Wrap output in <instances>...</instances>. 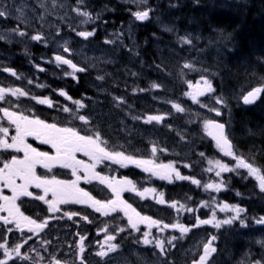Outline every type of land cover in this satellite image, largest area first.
Wrapping results in <instances>:
<instances>
[{"label":"rangeland","instance_id":"374dc122","mask_svg":"<svg viewBox=\"0 0 264 264\" xmlns=\"http://www.w3.org/2000/svg\"><path fill=\"white\" fill-rule=\"evenodd\" d=\"M87 1L91 0H1L0 6L2 7H0V10H6L11 15L7 16L6 18H0V21L8 19L13 20L15 21V23L23 26L26 30L31 27L40 29L49 28L55 20H59L62 22H72L79 27L77 29L78 31L75 32V36L78 38V40L75 38H67L62 41V45L70 49V51L72 52V59L78 65L92 70L97 75L96 78L98 81H100L98 77H103L111 81L117 80V82H123V80L128 81L134 78L141 77V75L143 74L141 64L138 65L132 62L133 66L135 67L136 75L128 72V68H131L129 65L131 60L128 59V55L132 51L129 49V47H137L136 37L133 29H128L125 32H123L122 30L115 32L108 36L106 39L100 41L95 40V35H92L87 39L77 35V33L81 31H92L95 34L97 30L95 28V25H97V23L103 17V15L94 16V14L90 13L91 19H88L84 16L78 15L75 9L85 11L81 6ZM114 1H117L123 5H129L133 7L135 11L145 10V7H148V5L151 3V0H146V3L143 4L140 3V0ZM208 8L213 9L215 7L212 3H210L208 5ZM21 10L23 11L22 17L20 16ZM103 12L108 13L109 8L103 9ZM172 18H174L172 12L169 11L166 13H162V15L157 18V25L159 30L161 29L163 32H166L169 35H175L176 20H173ZM0 37H2L0 38V40L3 46L5 44H8L9 41H13V44L18 46L21 43V39H24V36H20L18 33L14 32H0ZM34 43L36 44V40L32 39L31 42L28 40L26 42V45L23 46L21 54L26 55L28 51L32 50V45H34ZM59 45L60 44L53 45L50 48L53 50ZM157 49L160 51V48L158 46ZM119 52L120 55L125 58H121L120 56H118L117 53ZM169 53L173 54L172 49L170 48ZM163 54L166 55V52L163 51ZM7 57H14L13 51L9 49V46L4 47L0 50V61L9 60ZM120 64H122V67L119 70ZM36 66L38 65H35L34 69H36ZM199 69L200 70L194 69L193 65H191L190 68H187L190 75L195 76V80L192 85L196 86L199 82V85L203 87L204 82L202 80V77L209 80L212 84L209 75L207 74L206 70H204L205 68L203 63H200ZM98 81H96V83H99ZM97 87V85L94 86L96 90L98 89ZM195 90V87H189L188 85L186 87L187 93L183 99H173L160 96V87H151L147 90L145 89L143 94L138 98L139 102H141L140 104H136L126 109L125 111L117 110L110 104L105 103H102V105H99V107L97 104L91 103L92 105L88 108H86L85 106L83 108H78L77 105L71 100L66 99L62 96L60 97H62L61 101L65 103L66 107L70 106L73 111L76 112L74 115L64 112V115L67 118V125L70 124V121H68L70 117H75V124H77V122H79V124L81 125H88L90 123H93L97 126L96 128H93V133L97 131L99 132L100 129L103 133V135L101 136L107 142V146L110 150L123 151L126 155H132L137 159L152 160L154 161L155 165H172V167L179 173L182 172L181 170H184L185 174H187L186 172H189L190 170V168H188L187 166H182V169H180V165L175 161L169 163L163 161L162 158H167L166 156L169 157L171 155V151L177 150V148H182V151L193 148L195 146L194 138L200 140L207 139L205 121L216 120L217 117L223 118V116H225L226 118L224 119V121L228 123L229 114L227 112H224L225 106L228 104H232V102L236 105L240 104V102H242L243 96L245 95L244 89H238L228 93L225 92L220 95H218L216 91H214L213 93H206L204 96L198 97L201 102L198 104L194 103L191 99V96L189 95V93H194ZM101 91H103V89ZM217 97L223 99V105L216 103ZM174 104H179L184 109V111H176V109L173 107ZM210 108H216L222 114L217 116L215 112L209 110ZM110 110H113L114 112H111ZM115 112L118 113L119 116L115 115ZM0 115H3V113H0ZM79 115H84L87 118L88 123L85 124L83 121L79 120ZM149 115H160L163 117V120L159 123H146L145 120ZM124 119L126 124L124 123ZM177 119H181V121H177ZM2 120L4 122H7L4 119ZM89 131L91 132L92 129H89ZM229 139H231L230 136ZM187 142H189V145L187 144ZM145 145H147V147H145ZM153 146H155L157 149L155 154L152 153ZM159 154L160 162H158ZM106 164L108 168L106 172H109L112 169H115L118 172L119 169L128 167L137 168L142 170L143 172H147L143 170V166L137 167L136 165L130 163H128L126 167L121 166L120 164L113 163L112 161H107ZM111 165H115V167L109 169ZM213 168L218 169L215 166ZM213 168L212 171L208 170V172H213ZM225 173L228 172H222L221 175ZM219 177H217L216 174L213 175V178L215 179H218ZM106 178H108L109 180L112 177L108 174ZM253 178L259 185L258 180L255 177ZM192 180H178L175 178V174H173L171 181H169L168 179H161L159 174H154L151 177L147 174L148 182L150 181L152 183H160L165 185H173L174 183L182 184L188 181L192 182ZM141 186L142 190L146 188L154 189L155 187L153 185H149L145 181H142ZM206 191V195H215L216 193L215 189H208ZM219 191H225V188L221 187ZM155 192L160 194V199L161 194H163V199L165 201V203L163 204H156L160 207L171 209L170 214L172 215V218L170 216L168 222L161 223L159 226H149L148 223V231L145 233H148L147 239H149L151 243L145 245L143 241L140 240V248L143 247L145 251H149L151 255L149 258L143 259L142 264H166L163 258L167 254H169L172 249H176V251H178L179 253L181 252V256L179 258V262L181 264H193V261L198 260L199 256L203 254V245L207 243L208 235L209 237L215 236L214 232H218L223 227H234L235 223L239 221L236 220L231 225H222V227L219 229L213 227L212 224L193 227V225L197 224V217H199V219H211L212 213L215 212L216 218L219 220H223L234 215V213L230 211L221 212L219 210V206L227 203H225L224 201H217L215 199L211 200L210 202H204L202 200L199 202V205H196L195 207H189L184 204L175 203L176 207L174 208L172 207L173 203H170L166 199L165 193L161 190L159 191L158 189H155V191L146 192L144 196H147V199H153V194ZM206 195L204 197H206ZM136 200L138 202L141 201L137 198ZM145 200L146 199H143V202H145ZM180 205H184V207L181 208ZM188 209H193V211H188ZM244 211L241 213L242 218L244 215ZM187 220H192V224H187ZM177 223L183 224L185 227L190 228V231L181 237V233L178 229H174L171 227L163 228L164 224L172 225ZM255 226H264V224H256ZM239 227L241 229L244 228V226L241 225H239ZM173 236H176L178 238L173 241L174 246L167 243V241L170 240ZM156 240L165 241V249H167L166 255H161L160 249L155 247ZM215 241L217 242V240ZM215 243H213V245ZM101 244H104L107 247L111 245L110 240L106 238H103L101 240L99 245ZM246 256V253H244L240 256V260ZM138 260L140 261V259ZM238 260L239 259H237L236 261ZM248 262L249 261L242 260L235 262L234 264H248Z\"/></svg>","mask_w":264,"mask_h":264},{"label":"trees","instance_id":"16d2710c","mask_svg":"<svg viewBox=\"0 0 264 264\" xmlns=\"http://www.w3.org/2000/svg\"><path fill=\"white\" fill-rule=\"evenodd\" d=\"M107 3L112 12L105 13L101 23L97 28L95 27L97 29L94 34L95 40H104L121 30L125 32L132 25L141 48L138 56H141L147 63L149 73L160 74V89L163 93L173 97L184 95L187 84L193 82L194 79L184 77L187 73L184 65L191 60L195 61L196 65H198L197 61H203L204 68L208 71L218 93H228L238 89L249 92L256 87H264V0H151L147 8L150 9L149 18L137 23L133 15L135 11L131 8L112 1ZM210 3L215 8H208ZM101 6L103 4L88 3L84 8L94 13ZM169 11L174 15L172 19L176 20V33L173 36H168L159 30L156 23L157 17ZM11 26H13L12 22L3 25L5 28ZM26 33L28 34L27 39L24 38L21 47H14V45L9 47L16 59L13 67L21 70L19 73L21 75L30 73L29 68H25L28 62L24 58L36 57L41 51L38 48L32 54L29 51L26 55L21 54L23 46L33 36L31 31H26ZM68 33L71 35V29ZM190 33L203 35L206 44H200L191 39L190 44L184 43L182 38L188 37ZM169 48L172 49L173 54L169 53ZM43 82L46 85L50 84L49 82L54 83L53 80ZM83 84L82 80L78 82L68 80L67 86L61 87L58 84L57 89H67L74 101L82 97H91L92 93ZM49 87L52 88L50 85ZM27 91L32 96L33 92L28 89ZM50 98L57 103L55 96H50ZM26 100L30 102L22 103V109L24 113L30 114L24 109L32 105L31 99L26 97ZM226 110L229 113L228 127L233 132L232 139L236 145V151L254 166L264 170V93L250 106L230 104ZM42 112L47 116L50 114L47 111ZM36 114L41 115V112L36 111ZM202 147L204 149L199 148L193 150L192 153L196 156L208 152L212 157L214 156L215 150L212 146L208 145L206 148L203 145ZM164 159L165 162L168 161V158ZM199 160L192 158L186 161L199 164ZM229 165L232 164L229 162ZM212 173H215V170ZM240 174L237 177L234 171L221 176L223 185L228 189V192L223 193L221 198L228 203L235 202L243 208L246 218L244 221L247 225L245 231L256 233V231H250L249 228L253 225L254 219L264 217V193L245 173ZM199 181L202 189H195L197 191L190 190L186 186L171 191L167 186L160 185V189L167 190L170 199L192 200L194 205L207 194V191L203 190V185H206L208 181L203 177ZM202 200L208 201L209 197H204ZM230 233L233 232H227L224 236ZM243 233L240 232L238 233L240 236L225 239L222 237V241L217 245V257L213 264H232L236 253L240 254L248 249V243L251 240H243L244 236H248L247 233ZM167 259L171 263L176 262V257L171 255H167Z\"/></svg>","mask_w":264,"mask_h":264},{"label":"snow or ice","instance_id":"6c2138e0","mask_svg":"<svg viewBox=\"0 0 264 264\" xmlns=\"http://www.w3.org/2000/svg\"><path fill=\"white\" fill-rule=\"evenodd\" d=\"M140 3H146V0H140ZM2 7V6H0ZM78 15L84 16L88 19H91L90 13L86 11H81L80 9H75ZM11 15L6 10H0V18H6ZM134 17L138 21H145L149 18L150 9L138 10L133 13ZM20 16H23V11H20ZM19 18V17H18ZM86 22V21H85ZM14 33H18L20 36H25L26 33L21 31L19 28L13 29ZM77 35L87 39L88 37L94 35L92 31H81ZM2 38V37H0ZM31 39L40 41L42 37L40 35H34ZM184 43H191L189 39L182 38ZM63 51L69 53L70 49L64 47ZM55 61L57 66L66 65L72 69L73 79H75V73L86 71L85 68L79 67L71 59L65 58L62 55H56ZM184 67L190 68L191 65L185 64ZM9 71L13 76L17 74L11 69H4ZM43 71L44 69H40ZM19 78V77H17ZM98 79H103V77H98ZM203 87L199 85V82L196 86H193L189 83V87H195L194 93H189L191 99L194 103H201L198 97L204 96L206 93H213L215 90L212 87V84L209 80L202 77ZM32 83V81H28ZM153 88H159L160 85L153 84ZM142 91V90H141ZM264 93V87H256L249 91L246 95L243 96V102L245 104H253L260 95ZM59 95L67 97L71 100L72 98L67 96V93L60 91ZM9 97H15L19 100L21 97H29L32 100H35L36 103L40 105H47L48 107H53V101L47 97L41 98L38 96H30L29 92L19 88V87H0V102L9 104V107H0V113H3V119L7 123L14 127L15 134L9 136V127L3 126L0 123V150L8 151L12 150L13 152L20 154L12 155L8 160H0V213H7V215H0V221L3 222L5 226L6 233H12L15 230H19L22 234V243H16L12 246H9L7 236L0 237L3 239V243H0V249L3 250L4 259H0V264H9L11 261L12 264H15V260H29L31 257L27 253H22L21 249L32 239V235H25L24 230H27V233L34 234L39 236V234L47 227L48 220L44 219L38 221L29 216L24 215L20 210V206L17 204V201L21 197H31L36 200L43 201L48 205V211L55 213L61 211L59 205L76 203V204H87L94 209L96 213H100L104 216H108L111 213H116L118 211H123L128 217V223L131 225L132 229L139 231L138 224L148 222L149 226H159L162 222L152 219L148 216H142L139 212L132 207L131 204L127 203L121 198V193L125 191L136 192L137 195L143 197L146 192L155 191V189H144L143 191H137L136 186L129 179H123L118 181L108 180V178L100 176L98 172H95V168L98 164L105 161H112L113 163L120 164L121 166H127L128 163L134 164L137 167L144 166V171L153 172V174H159L161 179H168L171 181L173 174L178 180L189 179L188 177L181 176L178 171H176L172 165H155L154 161L147 159H137L132 155H126L123 151H114L110 150L107 146V142L103 140L101 134L97 131L93 135L81 134L74 127H61L56 123H47L38 117H34L31 114H24L14 108H18L19 105L13 103ZM120 103H124L122 98H117ZM78 108H83L85 105L81 101H74ZM217 104H224L223 99L217 97ZM206 106V105H201ZM173 107L178 112H183L184 109L179 104H174ZM210 111L215 112L217 116L222 113L216 108H210ZM62 111L65 113H70L72 110L68 107H63ZM78 119L83 121L85 124L88 123L87 118L84 115H79ZM163 117L160 115H149L145 122H161ZM205 130L208 132V135L212 136L216 141L218 147L225 155L232 156L236 161L235 168H231L226 164L221 163L220 161L212 162L215 167L219 170L216 171V176L219 177L222 172L235 171L237 169H246L248 176L255 177L259 182V190L264 193V170L259 167L254 166L253 163L246 160L244 157L236 154L233 151V145L225 134V125L218 123L215 120H206L205 121ZM32 137L36 140H39L40 143L44 145H50L52 149H55V155H50L49 152L39 151L37 148L33 147L27 142V138ZM157 151L156 147H152V153L155 154ZM77 153H83V155L90 158L93 161L91 164L85 163L83 160L77 158ZM203 155V153L201 154ZM59 165L65 169H71L72 175L76 177L75 180H59L54 176L49 178L47 176H41L37 173V166H40L47 171H51L54 165ZM83 170L84 176L81 177L77 175L78 171ZM212 171L210 167L208 169ZM91 178H99L100 183L104 184L107 181V187L112 190L115 195V199H110L107 201L98 200L94 198L89 192L85 191L83 188L78 186V182L81 179H84L86 182H89ZM20 181V183H17ZM193 184H200V181L193 179ZM206 190L215 189L219 191L222 187L221 183H209L203 185ZM3 188H7L11 191V195H4ZM30 188L41 189L43 195H36L33 191H30ZM51 195V199L47 197ZM158 203H165L163 199V194H161V199ZM207 206V205H205ZM172 207H176V204L173 203ZM181 208L184 205H180ZM221 212L230 211L234 215L219 220L216 218V213H212L211 219H199L197 217V224L193 227H198L199 225H208L212 224L213 227L219 229L222 225H231L236 220L240 221L241 226H247L244 219L241 217V213L244 209L238 206H230L228 204H223L219 206ZM188 211H193V209H188ZM80 215L77 212H65L64 216L68 219H72L74 216ZM84 220H88L87 216L82 217ZM257 224H264V217H261L256 220ZM15 225V228L7 227L8 225ZM174 228L178 229L181 233V237L190 231V228L185 227L183 224H164L163 228ZM163 230V229H161ZM107 231V229H104ZM124 231V229H121ZM148 233H145V239L143 243L148 245L151 243L147 239ZM86 237H80L79 252L83 254L85 251L83 241ZM108 240H114L115 236L108 235ZM178 239L176 236L171 237L167 241L169 245H173V241ZM216 240V236H212L211 240L203 245V254L199 256L198 260H194L193 264H208L210 257L213 253L217 251L216 247L212 246V241ZM49 243V242H45ZM264 243V242H262ZM118 245L111 244L108 247L107 251L101 250L96 253L97 256L104 258L108 256L110 252H115L118 249ZM155 247L160 249L161 255L167 254V249H165V241L156 240ZM39 255V253L37 254ZM43 260V257H40V261ZM34 264H39V261H35ZM51 264H61V261L55 256L51 258ZM81 264H84L83 255H81ZM249 264H264V257L257 259L255 261L249 262Z\"/></svg>","mask_w":264,"mask_h":264},{"label":"flooded vegetation","instance_id":"af4514ba","mask_svg":"<svg viewBox=\"0 0 264 264\" xmlns=\"http://www.w3.org/2000/svg\"><path fill=\"white\" fill-rule=\"evenodd\" d=\"M2 48L3 47H0V50ZM64 54L68 53L64 52ZM7 58L9 60L0 61V65L3 67L0 70V73L1 75L15 77L11 72H5L4 69H11L16 74H19V69L13 67L16 59L14 57ZM47 58L49 63H42L43 65L40 64L39 66L35 67L38 71L37 75L39 77L48 79H53V76L64 78L63 74H61L57 68L55 59H52L51 57ZM32 60L33 61H29L27 65H25L26 67H29L30 70L34 69V61H42V59L36 60V58ZM41 68L44 70L41 71ZM132 74L136 75L135 73ZM77 76L81 80H86V78H84L86 73H81ZM146 80V75L142 74L141 83L140 85L135 86V88L140 87V89L143 90L145 86L144 82ZM116 83L117 80H113V84ZM45 93L51 94L57 92L50 91ZM138 98L139 97H135L131 92L129 93L128 100L133 102L131 107L141 103L139 102ZM0 107H4V102H0ZM13 110L18 109L14 108ZM0 123H2L5 127H9V136L15 134L14 127L10 126L3 120H1ZM58 126L69 127L67 124ZM81 134L83 133L81 132ZM27 142L33 147L37 148L39 151H45L49 152L50 155H55V149H52L50 145H44L40 143L39 140H36L32 137H28ZM12 155L22 156V153L17 154L12 150H0V160H8ZM77 158L83 160L87 164L93 163V161L90 160L89 157L83 155V153H77ZM105 163L107 162L105 161L98 164L94 170L95 172H98L100 176L106 177L109 174L112 177L109 180L112 181L123 180L125 178L129 179L136 186L137 191H143L141 186L142 181L148 183L147 173L142 172L140 169L128 167L119 169L118 172L115 169L106 172V170L103 169ZM114 167L115 165H111L109 169ZM37 173L38 175L47 176L49 178L54 176L59 180L70 181L76 179V177L72 175L71 169L62 168L58 164L54 165L50 172L40 166H37ZM77 175L83 177V170L78 171ZM17 183H20V181H17ZM78 186L89 192L94 198L98 200L107 201L110 199H115L114 193L110 188L107 187V181L102 184L100 183L99 178H91L89 182L81 179L78 182ZM0 187H2V185H0ZM30 191H33L36 195H43V191L41 189L30 188ZM3 194L10 196L11 191L7 188H3ZM47 198L51 199V195L49 194ZM121 198L127 203L131 204L132 207L136 209V211L142 216L154 218V215H150L148 210L149 202L147 196L141 197L137 195L136 192L125 191L121 193ZM136 198L138 200L140 199L141 201L138 202ZM143 199H146L145 202H143ZM0 203H2V201H0ZM17 204L20 206V210L24 213V215L33 219H37L38 221L47 219L48 224L47 227L39 234V236L27 233V230H24V234L32 235V239L28 241L21 251L22 253H27L31 259H17L15 260V264H34L35 261H39V264H51V258L53 256L59 259L61 264H81V255H83L84 258V264H142L143 259H146L145 249L143 247L140 248V240L143 241L145 239V232L148 231V222L138 224L139 231H136L135 229L131 228V225L128 223V217L123 211H118L116 213H111L108 216H104L100 213H96L89 205V208H87L84 206V204L69 203L59 205L61 211L52 213L48 211L47 204L31 197H21L20 200L17 201ZM158 208H160V206H158ZM65 212H77L80 215L74 216L72 219H68L66 216H64ZM0 215H7V213H0ZM84 216H87L88 220H84L82 218ZM157 219L160 221V214L158 215ZM7 227L15 228V225H8ZM104 229H107V231H104ZM121 229H124V231H121ZM5 235L7 236L9 246H12L16 243H22L23 238L21 232L19 230H15L12 233H6L5 226L3 225V222L0 221V237ZM108 235L115 236V240H111L110 244H116L119 247L115 252H110L108 256L101 258L97 256L96 253L101 250L107 251L108 247L104 244L99 245V243L103 238L107 239ZM81 236L86 237V239L83 241L85 248L83 254L79 252ZM0 243H3V239H0ZM38 253L39 255H37ZM41 256L43 257L42 261H40ZM0 259H4L2 249H0ZM138 259H140V261ZM9 264H12V262L10 261Z\"/></svg>","mask_w":264,"mask_h":264},{"label":"bare ground","instance_id":"6f19581e","mask_svg":"<svg viewBox=\"0 0 264 264\" xmlns=\"http://www.w3.org/2000/svg\"><path fill=\"white\" fill-rule=\"evenodd\" d=\"M200 10V9H199ZM188 11V10H187ZM193 12V11H192ZM184 14V13H183ZM172 25V24H171ZM214 36V35H213ZM152 40V39H151ZM152 48V47H151ZM235 242V241H234ZM247 246V245H246Z\"/></svg>","mask_w":264,"mask_h":264},{"label":"water","instance_id":"95a60500","mask_svg":"<svg viewBox=\"0 0 264 264\" xmlns=\"http://www.w3.org/2000/svg\"><path fill=\"white\" fill-rule=\"evenodd\" d=\"M211 138H213V137L211 136Z\"/></svg>","mask_w":264,"mask_h":264}]
</instances>
